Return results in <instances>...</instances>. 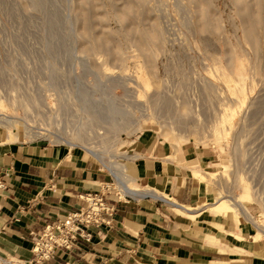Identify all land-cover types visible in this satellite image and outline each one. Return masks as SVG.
<instances>
[{
    "label": "rangeland",
    "instance_id": "374dc122",
    "mask_svg": "<svg viewBox=\"0 0 264 264\" xmlns=\"http://www.w3.org/2000/svg\"><path fill=\"white\" fill-rule=\"evenodd\" d=\"M0 113L128 177L140 138L189 147L264 240V0H0Z\"/></svg>",
    "mask_w": 264,
    "mask_h": 264
},
{
    "label": "crops",
    "instance_id": "0c3cea01",
    "mask_svg": "<svg viewBox=\"0 0 264 264\" xmlns=\"http://www.w3.org/2000/svg\"><path fill=\"white\" fill-rule=\"evenodd\" d=\"M136 144L126 170L157 198L116 204L104 242L58 251L50 264H264V240L255 241L248 223L206 213L210 193L186 166L194 151L146 138ZM102 165L74 147L10 142L0 129V255L31 264L30 233L83 207L79 197L110 180Z\"/></svg>",
    "mask_w": 264,
    "mask_h": 264
},
{
    "label": "built area",
    "instance_id": "2783aa9c",
    "mask_svg": "<svg viewBox=\"0 0 264 264\" xmlns=\"http://www.w3.org/2000/svg\"><path fill=\"white\" fill-rule=\"evenodd\" d=\"M103 168L110 180L102 183L97 192L80 196V200L84 202L83 207L45 225L39 232L30 233L31 264H50L58 251L71 253L81 244L93 246L95 242H104L116 227V204L138 203L157 198L153 192L152 196H148L151 191L144 189H123L120 180L106 166ZM2 188L4 185L0 182V190ZM0 264L23 263L0 255Z\"/></svg>",
    "mask_w": 264,
    "mask_h": 264
},
{
    "label": "bare ground",
    "instance_id": "6f19581e",
    "mask_svg": "<svg viewBox=\"0 0 264 264\" xmlns=\"http://www.w3.org/2000/svg\"><path fill=\"white\" fill-rule=\"evenodd\" d=\"M1 127L5 128L7 130L6 132H7V136H8V139L10 142L17 140V138H18V131L17 130L19 128V122L18 121H13L10 118H8L7 116L0 113V128ZM70 146L75 147L73 145H70ZM90 149H92V148H90ZM90 149H88L86 151L90 155L99 159V161H100V159H101L100 156L91 152ZM195 164H196V160L187 163L186 166L192 170L193 176L195 178H197L200 182L204 183L206 178L203 177L202 175H200L194 169ZM107 170L109 172H111L112 174H114L120 180V182L122 183L123 189H127L128 191H132V189L130 188V181H132V180L130 179V177L125 175V169L123 166H119L116 168L109 166V167H107ZM147 195L152 196L153 194H152V192H150ZM176 213L179 215L184 214L183 211L179 210V209L176 210ZM206 213L216 215V216H220V215H224V214H233L235 216V220H236V223L238 226L240 225L242 215L247 216V217H249V220H252L251 216H249V214L246 212V210L244 208L242 209L240 207L239 202L237 200H234V199L221 200V201L217 202L216 204L207 207ZM257 230L259 231L260 236L264 237V231L260 228H257Z\"/></svg>",
    "mask_w": 264,
    "mask_h": 264
}]
</instances>
